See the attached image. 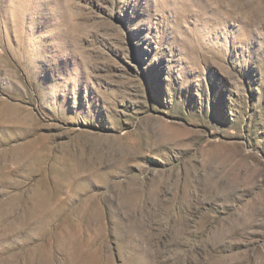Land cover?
<instances>
[{
    "label": "rangeland",
    "instance_id": "1",
    "mask_svg": "<svg viewBox=\"0 0 264 264\" xmlns=\"http://www.w3.org/2000/svg\"><path fill=\"white\" fill-rule=\"evenodd\" d=\"M0 264H264V0H0Z\"/></svg>",
    "mask_w": 264,
    "mask_h": 264
}]
</instances>
